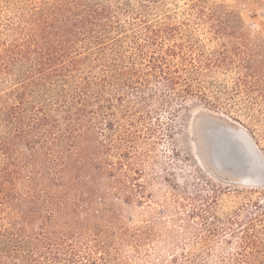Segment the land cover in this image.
I'll use <instances>...</instances> for the list:
<instances>
[{"label":"rangeland","instance_id":"1","mask_svg":"<svg viewBox=\"0 0 264 264\" xmlns=\"http://www.w3.org/2000/svg\"><path fill=\"white\" fill-rule=\"evenodd\" d=\"M39 2L0 0L2 48L37 31L30 6ZM145 5L142 20L120 13L126 27L117 31L125 38L124 54L137 58V75L151 69L130 40L166 69L170 62L184 66L182 56L214 59L227 45L236 47L232 63L201 65L192 82L203 86L207 100L175 92L190 81L184 71L176 90L150 76L149 99L142 103L128 89L118 100L105 91L112 128L105 125L103 134L95 130L80 147H67L55 166L24 145L0 149V169H10V175L0 173V260L19 263L11 257L17 251L31 255L24 264H264V210L252 205L264 196V81L249 95L236 81L244 50H254L256 65L264 57V0ZM161 25L174 32L155 36L152 28ZM174 43L185 45L180 56L167 55ZM11 73L0 70V94L16 87ZM206 119L226 128L212 134L215 157L205 154L199 130ZM248 131H255L258 144ZM254 227L259 236L253 244L233 232Z\"/></svg>","mask_w":264,"mask_h":264},{"label":"trees","instance_id":"2","mask_svg":"<svg viewBox=\"0 0 264 264\" xmlns=\"http://www.w3.org/2000/svg\"><path fill=\"white\" fill-rule=\"evenodd\" d=\"M133 1L40 0L38 5L32 3L30 15L37 31L30 30L25 41H17L11 47L0 46V70L12 72L17 84L9 92L0 94L1 150L24 145L34 149V152L45 153V160L55 166L63 160L67 147H80L86 135L95 130L103 134L105 125L108 130L112 128L113 120L108 119L112 114V111L109 112L112 105L109 101L106 103L105 91L110 99L118 100L128 89V92L139 95L135 96V101L142 103L149 99L146 89L152 83L150 76L157 78L158 82L167 81L176 90L177 83L183 78V71L189 72L190 81H185L184 87L177 89L182 90L175 92L205 98L203 86L195 87L192 82L194 76L200 73L201 65L205 68L230 65L236 47L224 45L225 48L214 59L191 60V57L182 56L184 66H175L170 62L166 69L155 55L145 54L140 49L142 43L130 40L139 49L138 58L141 56L147 61L151 69L141 77L137 75L139 69L134 65L137 58L134 54H124L125 38L117 35V31L126 27L120 13L130 12L133 18L139 17L138 20L147 17L146 0H137L139 7H135ZM144 27L151 29V24L147 22ZM236 27L231 25L230 29L235 32ZM152 30L155 36L164 31L171 34L174 26L161 25ZM188 47L194 48L193 44ZM183 48V43H174L167 48V55L174 56L178 54L177 50L180 52ZM244 54L240 58L242 64L236 67L242 72L236 80L240 85L237 90L249 95L260 81H264V78L258 80L260 76L264 77V57L256 65L252 63L254 50H244ZM20 62L24 63L22 69H19ZM263 90H259L262 95ZM60 113L64 114V126L60 124ZM251 118L259 120L256 115ZM249 134L258 144L254 138L255 131ZM38 148L40 150H36ZM5 166L0 169L1 175H10V169L8 171ZM261 193L264 194V190ZM263 197L254 200L252 205L264 210ZM254 229L241 228L233 232L240 233L241 242L247 245L253 244L254 237L259 236ZM30 256L13 251L11 257L20 262L0 260V264H24Z\"/></svg>","mask_w":264,"mask_h":264},{"label":"water","instance_id":"3","mask_svg":"<svg viewBox=\"0 0 264 264\" xmlns=\"http://www.w3.org/2000/svg\"><path fill=\"white\" fill-rule=\"evenodd\" d=\"M223 129H226L225 126H223L222 124L216 122L215 120H211V119H206L205 121H203L199 125L201 138H202V141H203V144H204L205 154L207 156H212V157L216 156L215 155V150H214L215 143H213L214 140L212 138V136H213L212 134L215 131H220V130H223ZM238 132H240V131H238ZM241 132H244V131H241ZM248 138H249V136H248ZM250 142H251V140H250ZM212 144H214V146H212V150H211V145ZM252 146H254L253 143H252Z\"/></svg>","mask_w":264,"mask_h":264},{"label":"bare ground","instance_id":"4","mask_svg":"<svg viewBox=\"0 0 264 264\" xmlns=\"http://www.w3.org/2000/svg\"><path fill=\"white\" fill-rule=\"evenodd\" d=\"M238 134H239V132H238ZM242 139H246V140H248V136L246 135V134H244V133H242V137H241ZM214 143V142H213ZM211 144V143H210ZM251 145V144H250ZM212 146H214V144H212L211 145V150H212Z\"/></svg>","mask_w":264,"mask_h":264}]
</instances>
